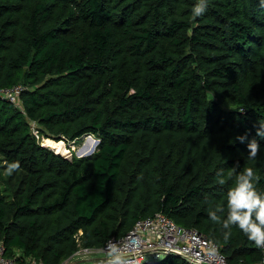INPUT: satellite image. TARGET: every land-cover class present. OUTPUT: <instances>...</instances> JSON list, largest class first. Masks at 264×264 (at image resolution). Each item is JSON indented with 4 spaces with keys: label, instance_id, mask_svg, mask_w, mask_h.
<instances>
[{
    "label": "trees",
    "instance_id": "obj_1",
    "mask_svg": "<svg viewBox=\"0 0 264 264\" xmlns=\"http://www.w3.org/2000/svg\"><path fill=\"white\" fill-rule=\"evenodd\" d=\"M193 4L0 0V90L24 89L17 104L0 97L5 258L68 263L161 213L215 242L228 264H264L238 229L224 239L208 218L224 206L234 168L253 167L264 191V6L209 0L193 18ZM33 130L69 149L86 134L99 143L68 158ZM11 161L20 167L8 175Z\"/></svg>",
    "mask_w": 264,
    "mask_h": 264
},
{
    "label": "built area",
    "instance_id": "obj_2",
    "mask_svg": "<svg viewBox=\"0 0 264 264\" xmlns=\"http://www.w3.org/2000/svg\"><path fill=\"white\" fill-rule=\"evenodd\" d=\"M23 90L20 85L1 89L0 97L17 104ZM33 134L38 139L36 130H33ZM113 245L125 257V264L151 263L168 255L180 257L190 264H228L215 242L195 228L178 226L161 213L136 221L127 234L119 239L109 240L99 250H83L82 253L102 252L105 257L80 264H107L108 250ZM260 249L264 261V248ZM0 264L44 263L30 259L16 261L5 258L0 247ZM64 264H67V261Z\"/></svg>",
    "mask_w": 264,
    "mask_h": 264
},
{
    "label": "clouds",
    "instance_id": "obj_3",
    "mask_svg": "<svg viewBox=\"0 0 264 264\" xmlns=\"http://www.w3.org/2000/svg\"><path fill=\"white\" fill-rule=\"evenodd\" d=\"M208 3L209 0H194L191 9L192 17L203 15L207 11ZM260 3L264 6V0H260ZM256 137L264 139V124L256 128ZM246 139V134L235 137V140L240 143H244ZM260 146L256 138L248 139L246 147L249 159L256 158ZM67 151L70 153V149ZM19 167V161H11L7 163L6 172L12 175ZM233 171L234 181L225 193L224 206L210 211L208 218L220 225L224 239H227L231 230L236 228L258 249L264 248V191L256 187L257 177L253 167H246L239 172H236L234 168ZM222 173L223 169H218L216 175L220 176ZM220 183H223V180ZM219 213L224 215L221 216ZM107 264H125V257L120 254V250L115 245L108 250Z\"/></svg>",
    "mask_w": 264,
    "mask_h": 264
},
{
    "label": "rangeland",
    "instance_id": "obj_4",
    "mask_svg": "<svg viewBox=\"0 0 264 264\" xmlns=\"http://www.w3.org/2000/svg\"><path fill=\"white\" fill-rule=\"evenodd\" d=\"M21 94L22 93H20V95ZM90 137H91V139H90ZM44 139H46V138L38 136V141H40L41 145H44L45 147H48L49 149H52L55 153H58L60 155H63L64 157H68V158H70L71 153L75 154L78 157L90 156L97 149V145H98L96 137H94L93 135L86 134V135L81 137V140L79 141L78 145H76V144H74V146H72V144L70 145V153H68V151H62L63 149L64 150H69V148L66 146L64 141L62 142L63 143L62 147H60L57 150L55 148H52L51 146L45 145L44 144ZM89 139L96 141L93 150L91 152H89L90 154L89 153H87V154L80 153L79 150H81V148L86 144V141L89 140ZM60 141H62V140H60Z\"/></svg>",
    "mask_w": 264,
    "mask_h": 264
},
{
    "label": "crops",
    "instance_id": "obj_5",
    "mask_svg": "<svg viewBox=\"0 0 264 264\" xmlns=\"http://www.w3.org/2000/svg\"><path fill=\"white\" fill-rule=\"evenodd\" d=\"M105 255L102 252H89V253H82V251H79L76 256H74L71 260V262H74L76 264L83 263L85 261L90 260H97L104 258Z\"/></svg>",
    "mask_w": 264,
    "mask_h": 264
},
{
    "label": "bare ground",
    "instance_id": "obj_6",
    "mask_svg": "<svg viewBox=\"0 0 264 264\" xmlns=\"http://www.w3.org/2000/svg\"><path fill=\"white\" fill-rule=\"evenodd\" d=\"M91 139V137H90ZM87 140L86 141V144L81 148V150H79L80 153H83V154H87L89 152H91L95 146V142L94 140ZM44 144L47 145V146H51L52 148H55V149H59L60 147H62L63 143L62 142H53L49 139H44ZM82 155V154H81Z\"/></svg>",
    "mask_w": 264,
    "mask_h": 264
},
{
    "label": "water",
    "instance_id": "obj_7",
    "mask_svg": "<svg viewBox=\"0 0 264 264\" xmlns=\"http://www.w3.org/2000/svg\"><path fill=\"white\" fill-rule=\"evenodd\" d=\"M67 264H76V263H74V262H68Z\"/></svg>",
    "mask_w": 264,
    "mask_h": 264
}]
</instances>
